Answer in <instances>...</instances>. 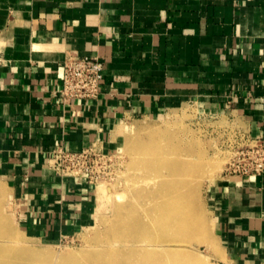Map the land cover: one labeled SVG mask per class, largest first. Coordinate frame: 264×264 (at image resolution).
Masks as SVG:
<instances>
[{"label": "crops", "instance_id": "obj_1", "mask_svg": "<svg viewBox=\"0 0 264 264\" xmlns=\"http://www.w3.org/2000/svg\"><path fill=\"white\" fill-rule=\"evenodd\" d=\"M69 54L104 62L97 97H62ZM186 105L264 142V0H0V175L26 231L93 216L90 177L49 165L57 144L109 154L125 120ZM210 198L225 260L264 264V171L225 173Z\"/></svg>", "mask_w": 264, "mask_h": 264}, {"label": "rangeland", "instance_id": "obj_2", "mask_svg": "<svg viewBox=\"0 0 264 264\" xmlns=\"http://www.w3.org/2000/svg\"><path fill=\"white\" fill-rule=\"evenodd\" d=\"M123 124L117 149L88 164L93 216L61 238L25 230L14 186L0 175V264H231L210 196L256 142L193 105Z\"/></svg>", "mask_w": 264, "mask_h": 264}, {"label": "built area", "instance_id": "obj_3", "mask_svg": "<svg viewBox=\"0 0 264 264\" xmlns=\"http://www.w3.org/2000/svg\"><path fill=\"white\" fill-rule=\"evenodd\" d=\"M104 69V62L97 56L69 54L64 60L63 83L60 89L62 97L68 100L97 97L101 91ZM248 151L240 152L239 157L229 162L226 174H249L264 171V142L257 141ZM93 155L107 156L93 146L72 150L64 144H57L49 158V165L61 175H87L93 181L88 166Z\"/></svg>", "mask_w": 264, "mask_h": 264}, {"label": "bare ground", "instance_id": "obj_4", "mask_svg": "<svg viewBox=\"0 0 264 264\" xmlns=\"http://www.w3.org/2000/svg\"><path fill=\"white\" fill-rule=\"evenodd\" d=\"M176 169V168H175ZM148 180V179H147ZM149 180H151V179H149ZM2 188V186L0 185V189Z\"/></svg>", "mask_w": 264, "mask_h": 264}]
</instances>
